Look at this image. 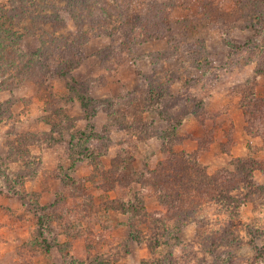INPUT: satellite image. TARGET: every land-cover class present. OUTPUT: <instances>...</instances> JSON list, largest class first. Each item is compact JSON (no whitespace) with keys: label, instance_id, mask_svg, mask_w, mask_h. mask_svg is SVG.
I'll use <instances>...</instances> for the list:
<instances>
[{"label":"rangeland","instance_id":"obj_1","mask_svg":"<svg viewBox=\"0 0 264 264\" xmlns=\"http://www.w3.org/2000/svg\"><path fill=\"white\" fill-rule=\"evenodd\" d=\"M51 1L0 0V264H264V0Z\"/></svg>","mask_w":264,"mask_h":264},{"label":"trees","instance_id":"obj_2","mask_svg":"<svg viewBox=\"0 0 264 264\" xmlns=\"http://www.w3.org/2000/svg\"><path fill=\"white\" fill-rule=\"evenodd\" d=\"M75 1L77 2V4L80 5L81 9H85L86 7H89V6L92 7L93 11L91 10V12L89 14H87V16L94 17L96 22H100L102 20V19H100V20L97 19V17H101V15H104L107 12L106 7L102 6L103 0L102 1L101 0H75ZM51 4H52V6L55 7V11L54 12L56 13V16L58 17L59 16L58 15L59 11H58V8L55 6V5H57L55 3V0H52ZM21 11L22 12H26V10L23 7H22ZM49 15L50 14H45V16H49ZM49 17L52 18V16H49ZM127 20L131 21V19L129 17H128ZM121 23H123L122 19H121ZM169 24H170V21H169L168 16H167V14L165 12H160V11H155L154 10L149 17H145V19L142 20L140 25H139L138 21H135L134 30H135V32L139 33L138 35H136L135 38L136 39L139 38L141 40L144 39V38L145 39H148V38H155V39L164 38L165 39L166 37H169V35H170L169 34V30H168V25ZM139 30H141V31L139 32ZM132 31H133V29H132ZM64 37H62L63 38V44L66 47H67V45H71L74 50L75 49L77 50L78 48H81L83 46L82 43L79 40H76V41L74 40V42H71V44H69L68 39H66V37L65 38ZM139 39H138V41H139ZM60 42H62V41H60ZM60 42H58V43H60ZM124 44H125V46H128V43H124ZM45 48H47L49 54L51 56H53L54 53H55L54 50H58V51L61 52L62 49H63V46L59 47V44H57L56 46H49V47L46 46ZM112 50L113 51L107 53L106 55H111V54H113V52L115 53L117 49L113 48ZM70 61H71V59H70ZM64 62H66V60ZM42 64H45V63H42ZM66 65H67L66 63L62 64L60 69H59L61 74H63V76H66V70H65ZM261 66H262L261 68H257V74L258 75H264V61H262ZM45 69H48V70L50 69L51 70V67L49 65H46ZM163 97H164V95L162 96V98ZM83 98H85V100H86V103L84 101V106H85V108H87L88 103L91 100V95H86ZM145 100H147V99H145ZM159 104H160V102L158 104L156 103V105L155 104L153 105V106H155L154 110L160 111V107H158ZM84 134L86 135L85 132H84ZM174 161H175L174 159L172 161L168 160V162H170V163L171 162L173 163ZM238 166L241 169L240 170L238 168V170L243 172V180H244L245 171H247V170L244 169V167L241 168L240 163L238 164ZM171 167H172V164H171ZM172 171H175L176 173H173ZM172 171H166L164 177H160L161 174H158L159 184H161V186H163V191H164L163 197H165V200H168V202H170V203L175 202V201H172L174 197H176L177 199H180L183 203L177 204V206H178V208H179V210L181 212V216H184V217L190 219V217L192 215V211L190 210L191 208H189L188 205H187L188 198L186 197V200H183L182 198L177 197L179 195H174V193H176L175 191H177L178 188L180 187L178 185L182 184V182H181L182 179H185L186 177H188L189 178V182H187V183L191 184L192 180H190V179L193 176L191 174H189L190 172L187 170V168L181 170L182 174H177L179 169L172 170ZM179 182H181V183H179ZM244 183L247 186L252 187L251 181H248L246 183V180H245ZM261 188L264 189V187H261ZM255 190H257V189H255L253 187V189H251V192H253ZM224 198L231 199V200L233 199V197L230 196V195L229 196H225ZM170 203H169V205H170ZM224 204H225V206H231L232 204L235 205V203H233L232 201H230L229 203H224ZM183 220H185V219H183ZM44 224H45V218L44 217H40L39 220H38V228L39 229L37 230V234H36V236L34 238L36 240V242L40 243V244L41 243H46V239L44 237V233H43V231L41 229V225H44ZM256 248H259V247L257 246ZM214 251H216V250L214 249ZM214 251H213V253L216 254L217 252H214ZM259 253H260V249H259Z\"/></svg>","mask_w":264,"mask_h":264}]
</instances>
